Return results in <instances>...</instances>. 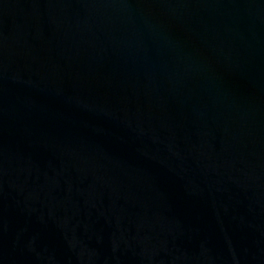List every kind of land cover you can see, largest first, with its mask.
Here are the masks:
<instances>
[{
	"label": "water",
	"instance_id": "obj_1",
	"mask_svg": "<svg viewBox=\"0 0 264 264\" xmlns=\"http://www.w3.org/2000/svg\"><path fill=\"white\" fill-rule=\"evenodd\" d=\"M0 264H264V0H0Z\"/></svg>",
	"mask_w": 264,
	"mask_h": 264
}]
</instances>
